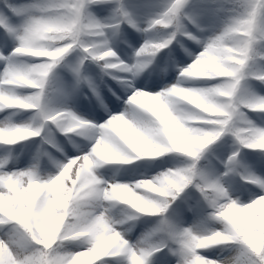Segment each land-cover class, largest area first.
<instances>
[{
	"label": "clouds",
	"instance_id": "1",
	"mask_svg": "<svg viewBox=\"0 0 264 264\" xmlns=\"http://www.w3.org/2000/svg\"><path fill=\"white\" fill-rule=\"evenodd\" d=\"M0 264H264V0H0Z\"/></svg>",
	"mask_w": 264,
	"mask_h": 264
},
{
	"label": "rangeland",
	"instance_id": "2",
	"mask_svg": "<svg viewBox=\"0 0 264 264\" xmlns=\"http://www.w3.org/2000/svg\"><path fill=\"white\" fill-rule=\"evenodd\" d=\"M0 43H1L0 46H2L3 45V40H0Z\"/></svg>",
	"mask_w": 264,
	"mask_h": 264
}]
</instances>
